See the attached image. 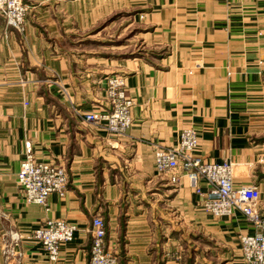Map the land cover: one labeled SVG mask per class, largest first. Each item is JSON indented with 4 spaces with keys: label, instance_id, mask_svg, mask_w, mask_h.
<instances>
[{
    "label": "crops",
    "instance_id": "0c3cea01",
    "mask_svg": "<svg viewBox=\"0 0 264 264\" xmlns=\"http://www.w3.org/2000/svg\"><path fill=\"white\" fill-rule=\"evenodd\" d=\"M148 1L153 39L169 53L116 63L135 101L122 136L81 118L109 109L106 78L75 59L57 13L31 10L23 31L0 17V264H89L97 216L119 264H249L240 236L255 230L245 217L207 213L181 170L179 184L156 171L154 149L195 129L196 155L236 164L235 186H258L264 212V0ZM28 143L68 174L49 210L27 203L17 183ZM50 219L78 226L55 262L31 238Z\"/></svg>",
    "mask_w": 264,
    "mask_h": 264
},
{
    "label": "built area",
    "instance_id": "2783aa9c",
    "mask_svg": "<svg viewBox=\"0 0 264 264\" xmlns=\"http://www.w3.org/2000/svg\"><path fill=\"white\" fill-rule=\"evenodd\" d=\"M27 7L24 0H0V17L6 27L24 30ZM109 109L102 112L81 113L89 123H103L113 135L122 136L130 129L135 101L127 91L125 75L106 79ZM199 145L198 132L193 128L181 131L175 146H157L154 149L155 169L159 174H171V181L179 184V170L187 177L189 186L199 196H204V209L215 218L231 217L241 213L254 228L251 234L240 236L244 260L249 264H264V212L260 206L261 192L256 185L236 187V164L233 162L208 163L196 155ZM17 174V183L25 201L49 210V197H65L68 174L63 166L36 160L30 143ZM208 190L204 192L202 183ZM78 226L65 220L50 219L35 229L31 238L46 252L51 262L58 260L63 244L72 242ZM92 243L89 264H119L115 255L106 248L107 226L102 217L92 222Z\"/></svg>",
    "mask_w": 264,
    "mask_h": 264
},
{
    "label": "rangeland",
    "instance_id": "374dc122",
    "mask_svg": "<svg viewBox=\"0 0 264 264\" xmlns=\"http://www.w3.org/2000/svg\"><path fill=\"white\" fill-rule=\"evenodd\" d=\"M24 3L27 14L31 10L57 13V24L68 29L75 59L83 64L91 60V67L99 68L104 79L126 76L116 71V63L136 58L153 61L169 53L167 47L153 39L154 24L146 15L150 10L148 0H24ZM95 61H100V65H93L99 64ZM186 248L182 243V256Z\"/></svg>",
    "mask_w": 264,
    "mask_h": 264
}]
</instances>
